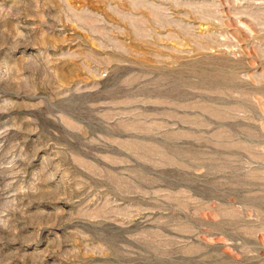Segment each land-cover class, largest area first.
Returning a JSON list of instances; mask_svg holds the SVG:
<instances>
[{
  "label": "rangeland",
  "instance_id": "rangeland-1",
  "mask_svg": "<svg viewBox=\"0 0 264 264\" xmlns=\"http://www.w3.org/2000/svg\"><path fill=\"white\" fill-rule=\"evenodd\" d=\"M0 264H264V0H0Z\"/></svg>",
  "mask_w": 264,
  "mask_h": 264
}]
</instances>
